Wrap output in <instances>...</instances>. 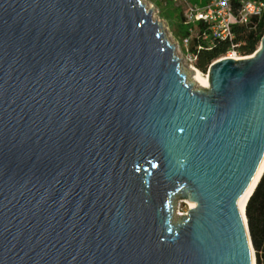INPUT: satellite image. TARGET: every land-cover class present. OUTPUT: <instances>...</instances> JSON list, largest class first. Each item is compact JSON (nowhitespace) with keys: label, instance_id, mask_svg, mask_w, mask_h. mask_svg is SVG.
Instances as JSON below:
<instances>
[{"label":"water","instance_id":"obj_1","mask_svg":"<svg viewBox=\"0 0 264 264\" xmlns=\"http://www.w3.org/2000/svg\"><path fill=\"white\" fill-rule=\"evenodd\" d=\"M160 29L139 0H0V264H256L264 37L195 91Z\"/></svg>","mask_w":264,"mask_h":264},{"label":"built area","instance_id":"obj_2","mask_svg":"<svg viewBox=\"0 0 264 264\" xmlns=\"http://www.w3.org/2000/svg\"><path fill=\"white\" fill-rule=\"evenodd\" d=\"M174 1L187 4V0ZM263 13V0H201L188 5L184 25L189 35L183 39L187 61L196 69L197 56L191 50L193 42L195 49L201 51L211 46L214 39L232 41L235 26H248Z\"/></svg>","mask_w":264,"mask_h":264},{"label":"trees","instance_id":"obj_3","mask_svg":"<svg viewBox=\"0 0 264 264\" xmlns=\"http://www.w3.org/2000/svg\"><path fill=\"white\" fill-rule=\"evenodd\" d=\"M200 1L195 0V3ZM182 26L181 37L184 39L189 35L184 20ZM233 31L232 41L214 39L211 46H206L201 51L195 49V42L192 43L191 50L197 56L196 68L198 70L207 73L213 63L226 57L231 51H235L236 54L243 57L254 55L264 37V13L261 18L254 20L248 26H235ZM246 217L256 255V264H264V173L248 201Z\"/></svg>","mask_w":264,"mask_h":264},{"label":"rangeland","instance_id":"obj_4","mask_svg":"<svg viewBox=\"0 0 264 264\" xmlns=\"http://www.w3.org/2000/svg\"><path fill=\"white\" fill-rule=\"evenodd\" d=\"M145 7L147 12L152 13V19L154 22L161 26V33L163 34L165 40L175 48L177 57L180 59V66L183 73L186 76V82L191 84L195 91H202L208 88L202 87L194 79L196 71H199L203 76L208 78V72L203 73L197 68L194 69L192 65L186 59L185 49L183 47L182 30H183V20L186 8L188 5L195 4V0H187L185 2H176L174 0H139ZM235 51H231L226 57L234 56L238 58H248L243 57L239 54L234 55ZM209 71V70H208ZM191 200L186 198H179L177 200L176 208L174 213L179 217H186L191 211Z\"/></svg>","mask_w":264,"mask_h":264},{"label":"bare ground","instance_id":"obj_5","mask_svg":"<svg viewBox=\"0 0 264 264\" xmlns=\"http://www.w3.org/2000/svg\"><path fill=\"white\" fill-rule=\"evenodd\" d=\"M227 58L234 59V60H242L243 59V58L241 59V58L234 57L231 55L228 56ZM194 79L197 83H199L204 88H208V86L210 84L208 78L203 76L199 71H196ZM263 173H264V161L262 162L254 180L252 181L251 185L249 186V188L247 189V191L245 192V194L243 195V197L241 198L240 203H239V214H240V217L242 219V222H243L245 228H246L245 205H246L247 201L251 198L252 193L255 191L256 186L258 185L259 180H260ZM190 204L192 207V202ZM252 255H253V249H252Z\"/></svg>","mask_w":264,"mask_h":264}]
</instances>
